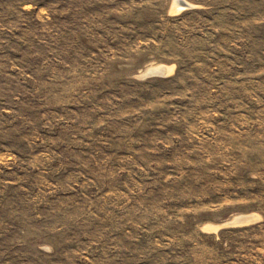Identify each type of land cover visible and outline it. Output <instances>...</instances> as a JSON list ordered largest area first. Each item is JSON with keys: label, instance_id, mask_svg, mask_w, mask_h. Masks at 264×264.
<instances>
[{"label": "rangeland", "instance_id": "rangeland-1", "mask_svg": "<svg viewBox=\"0 0 264 264\" xmlns=\"http://www.w3.org/2000/svg\"><path fill=\"white\" fill-rule=\"evenodd\" d=\"M181 1L0 0V264H264V0Z\"/></svg>", "mask_w": 264, "mask_h": 264}, {"label": "bare ground", "instance_id": "bare-ground-1", "mask_svg": "<svg viewBox=\"0 0 264 264\" xmlns=\"http://www.w3.org/2000/svg\"><path fill=\"white\" fill-rule=\"evenodd\" d=\"M176 3H177V1H176ZM187 6H188V5H187ZM187 6H186V7H187ZM183 7H184V6H183ZM183 7H182V8H183ZM187 8H188V7H187ZM164 69H165V68H164ZM152 71H153V70H152ZM156 71H157V69H156ZM156 71H155V72H156ZM151 73H152V72H151Z\"/></svg>", "mask_w": 264, "mask_h": 264}, {"label": "water", "instance_id": "water-1", "mask_svg": "<svg viewBox=\"0 0 264 264\" xmlns=\"http://www.w3.org/2000/svg\"><path fill=\"white\" fill-rule=\"evenodd\" d=\"M180 3H181V4H185V2H183V1H181V0H180Z\"/></svg>", "mask_w": 264, "mask_h": 264}]
</instances>
